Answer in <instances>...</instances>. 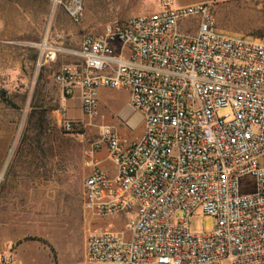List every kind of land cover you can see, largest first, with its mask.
Segmentation results:
<instances>
[{
  "label": "built area",
  "instance_id": "obj_1",
  "mask_svg": "<svg viewBox=\"0 0 264 264\" xmlns=\"http://www.w3.org/2000/svg\"><path fill=\"white\" fill-rule=\"evenodd\" d=\"M156 2L86 35L81 73L55 75L64 98L79 88L89 118L109 88L127 92L142 122L133 139L102 125L83 150L82 207L94 224L82 263L264 264V35L219 32L210 2ZM63 6L80 20L82 0ZM73 121L62 118L66 132ZM103 147L112 172L98 167ZM244 177L251 192L240 190ZM199 207L210 232L189 228Z\"/></svg>",
  "mask_w": 264,
  "mask_h": 264
},
{
  "label": "rangeland",
  "instance_id": "obj_2",
  "mask_svg": "<svg viewBox=\"0 0 264 264\" xmlns=\"http://www.w3.org/2000/svg\"><path fill=\"white\" fill-rule=\"evenodd\" d=\"M67 1L0 0V262L10 253L12 264H83L94 224L82 207L89 172L83 150L98 139L102 125L127 139L142 133L123 90L101 94L96 117L82 114L73 119L76 132H66L69 96L55 75L66 69L79 75L78 50L86 35H99L114 20L155 12L156 0H82L78 22L68 16ZM210 3L219 32L264 35V0ZM239 187L251 192L253 179L242 178ZM189 228L210 232L213 219L199 207Z\"/></svg>",
  "mask_w": 264,
  "mask_h": 264
},
{
  "label": "crops",
  "instance_id": "obj_3",
  "mask_svg": "<svg viewBox=\"0 0 264 264\" xmlns=\"http://www.w3.org/2000/svg\"><path fill=\"white\" fill-rule=\"evenodd\" d=\"M174 1V0H173ZM213 0H200L198 2H211ZM189 2L185 5H188ZM184 5V4H180ZM108 91L115 92L117 90L115 89H109V88H100L98 90V101H99V96L101 94L107 93ZM127 100V110L133 112L139 119H141L140 114L137 111H134L129 104L128 100V95L125 97ZM66 112H67V117L77 119L82 115V112L80 110V90L77 86H74L72 89V93L69 95V97L66 99ZM136 138V137H135ZM97 159L99 160V165L98 167L106 170L108 172H112L113 167L112 164L106 160V149L103 147L98 154L96 155Z\"/></svg>",
  "mask_w": 264,
  "mask_h": 264
},
{
  "label": "bare ground",
  "instance_id": "obj_4",
  "mask_svg": "<svg viewBox=\"0 0 264 264\" xmlns=\"http://www.w3.org/2000/svg\"><path fill=\"white\" fill-rule=\"evenodd\" d=\"M136 118V117H135ZM139 118V117H138Z\"/></svg>",
  "mask_w": 264,
  "mask_h": 264
},
{
  "label": "trees",
  "instance_id": "obj_5",
  "mask_svg": "<svg viewBox=\"0 0 264 264\" xmlns=\"http://www.w3.org/2000/svg\"><path fill=\"white\" fill-rule=\"evenodd\" d=\"M263 36V35H262ZM260 37V36H259Z\"/></svg>",
  "mask_w": 264,
  "mask_h": 264
}]
</instances>
